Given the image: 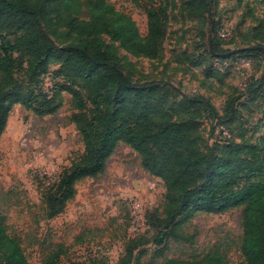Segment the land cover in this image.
<instances>
[{"label": "rangeland", "instance_id": "374dc122", "mask_svg": "<svg viewBox=\"0 0 264 264\" xmlns=\"http://www.w3.org/2000/svg\"><path fill=\"white\" fill-rule=\"evenodd\" d=\"M80 1V19L90 20L87 0ZM107 1L129 16L144 37L148 34L146 6L166 7L168 16L163 49L154 60L133 56L108 36L101 37V50L121 64L134 84L162 83L155 95L115 85L105 92L112 108L127 104L148 111L157 121L195 122L203 154H215L229 144H257L264 137V51L236 53L264 48V40L255 38L264 37V0H198L207 6L205 14H190L193 0ZM46 29L57 53L70 45H87L67 30L51 24ZM212 46L219 55L213 54ZM65 67L66 72L74 70L71 65ZM62 68L60 61L51 64L42 81L47 93L60 95L57 113L40 118L14 105L0 140V224L20 241L29 264H46L53 256H57L55 264H84L92 259L98 264H118L130 237L146 230L144 238L149 242L134 251L142 264L195 261L213 253L222 255L227 264H243L241 206L221 214L198 212L174 233L164 229L166 246L155 245L153 236L163 230L157 219L165 217L166 187L145 172L140 156L122 143L106 172L80 181L65 211L46 219L44 189L84 154L82 139L70 121L76 108L73 95L63 88L66 72L56 74ZM185 97L204 98L217 114L205 104L189 108ZM231 103L234 111L228 116ZM136 229L144 230L138 234Z\"/></svg>", "mask_w": 264, "mask_h": 264}, {"label": "trees", "instance_id": "16d2710c", "mask_svg": "<svg viewBox=\"0 0 264 264\" xmlns=\"http://www.w3.org/2000/svg\"><path fill=\"white\" fill-rule=\"evenodd\" d=\"M130 1L140 4L144 0ZM87 7L90 20H81L83 4L80 0H0V140L14 105L20 104L40 118L56 114L60 95L47 93L43 78L48 75L49 66L58 61L63 63V68L56 74L61 76L68 65L74 69L63 75L66 80L63 88L67 87L73 95L76 113L70 121L82 139L84 154L44 189L46 219L65 211L67 204L74 200L80 181L103 175L122 143L140 156L144 171L166 187L165 217L157 219L163 230L153 236L155 245L166 246L168 237L164 231L174 233L182 222L198 212L221 214L241 206L244 207L243 264H264V137L257 144H229L215 154H203L199 126L195 122L157 121L148 111L127 104L112 108L105 92L113 86L155 95L162 83L134 84L121 64L101 50L104 46L101 37L108 36L133 56L157 59L166 39L167 9L161 5L146 6L148 34L144 37L137 24L107 0H87ZM189 12L205 14L207 6L193 0L189 3ZM48 24L69 31L87 45H70L57 53L55 43L47 34ZM255 38L264 40L260 35ZM211 49L213 54L219 55L213 46ZM260 51L251 47L236 53ZM20 74L24 78L20 79ZM183 99L189 108L190 104H205L217 114L204 98ZM233 111L231 103L226 114L230 116ZM193 113L187 114L197 115ZM146 224L148 227V217ZM146 231L130 237L118 264H142L141 256L135 257L134 251L149 242L144 238ZM162 251L164 248L159 249V254ZM55 257L46 264H55ZM98 262L92 259L85 263ZM0 264H29L20 241L2 224ZM162 264L227 262L222 255L213 253L201 260L166 259Z\"/></svg>", "mask_w": 264, "mask_h": 264}, {"label": "built area", "instance_id": "2783aa9c", "mask_svg": "<svg viewBox=\"0 0 264 264\" xmlns=\"http://www.w3.org/2000/svg\"><path fill=\"white\" fill-rule=\"evenodd\" d=\"M145 223H146V220H145ZM132 228H133V226H132ZM143 230H144V229H142L141 232H139L140 230H139V229H136V230L134 231V233L137 232L138 234H140V233H143Z\"/></svg>", "mask_w": 264, "mask_h": 264}, {"label": "water", "instance_id": "95a60500", "mask_svg": "<svg viewBox=\"0 0 264 264\" xmlns=\"http://www.w3.org/2000/svg\"><path fill=\"white\" fill-rule=\"evenodd\" d=\"M256 49V48H255ZM258 49H261V50H263L264 51V48H258Z\"/></svg>", "mask_w": 264, "mask_h": 264}]
</instances>
